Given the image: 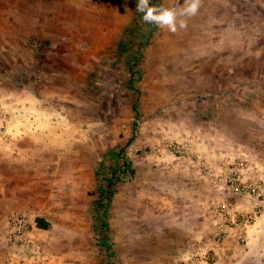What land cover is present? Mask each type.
Wrapping results in <instances>:
<instances>
[{
    "label": "rangeland",
    "instance_id": "rangeland-1",
    "mask_svg": "<svg viewBox=\"0 0 264 264\" xmlns=\"http://www.w3.org/2000/svg\"><path fill=\"white\" fill-rule=\"evenodd\" d=\"M150 3L179 10L185 0ZM142 17L136 0H0V97L17 113L27 100L42 105L62 168L85 187L72 204L64 172L61 189L48 192L57 205L43 208L20 206L31 198L20 185L10 206L0 192V264H154L157 210L124 190L137 169L156 168L166 121L174 117L181 139L199 92L264 88V0H200L175 32ZM97 172L113 184L103 207L91 189Z\"/></svg>",
    "mask_w": 264,
    "mask_h": 264
},
{
    "label": "crops",
    "instance_id": "crops-1",
    "mask_svg": "<svg viewBox=\"0 0 264 264\" xmlns=\"http://www.w3.org/2000/svg\"><path fill=\"white\" fill-rule=\"evenodd\" d=\"M249 85L245 92L231 87L228 93L211 94L210 99L203 95L206 90L199 92L198 104L193 106L198 107V112L185 117L188 120L183 137L179 139L173 133L178 126L174 117L168 119L170 137L165 140V152L157 157L156 168L148 169L144 175L137 169L131 185L124 187L125 199L134 193L142 199L149 197L157 210L154 264H207L205 260L208 264H264V88L256 92L254 84ZM209 100L211 104L215 102L214 107L209 106ZM27 101V108L18 109L23 114L14 116L11 141L0 143V192L6 191V206L11 205L9 201L20 185L31 194L20 206L55 207L58 199L48 192L61 189L59 177L64 172L71 175L64 187L74 204L73 192L85 187L79 183L77 172L72 174L62 168V147L45 124L42 105ZM9 109L16 112L11 106ZM244 109L246 114H240ZM237 124H241V130ZM172 142L184 145L185 151L181 155L172 153L167 147ZM240 160L247 162L242 180L258 185L256 197H237L226 188H215L211 182ZM201 161L207 163V172L202 170ZM96 174L99 186L96 188L93 179L91 189H97L95 199L103 207L113 184L106 173ZM125 174L132 175L127 168ZM223 203L239 216L252 217L245 244L239 242L234 230L224 226L218 213ZM220 231L225 234L217 242Z\"/></svg>",
    "mask_w": 264,
    "mask_h": 264
},
{
    "label": "built area",
    "instance_id": "built-area-1",
    "mask_svg": "<svg viewBox=\"0 0 264 264\" xmlns=\"http://www.w3.org/2000/svg\"><path fill=\"white\" fill-rule=\"evenodd\" d=\"M11 106V102H9V98L0 97V143L7 144L11 141L12 132L10 130V126L13 124L14 116L19 114H23L22 111L14 112L9 108ZM23 122V121H21ZM168 149L174 153L175 155H181L185 151V147L182 144L177 143H168ZM202 170L207 172L208 166L204 161L200 162ZM247 168V162L245 160H240L235 162L228 172L218 176L217 178H212V184L215 188H226L228 189L234 196L243 197V196H252L256 197L259 193L258 185L255 183H248L242 180V173ZM219 216L222 219V222L225 227L232 229L235 231L238 240L240 243L245 244L247 242L246 231L252 217L242 215H237L233 208L223 203L218 208ZM12 220L15 221L19 227L25 231L27 228V218L25 214L17 213L13 215ZM225 232L220 231L217 233L216 241L219 242L221 238L224 236ZM34 255L39 259L41 257V251L36 248L34 251ZM205 262L208 264L207 260Z\"/></svg>",
    "mask_w": 264,
    "mask_h": 264
},
{
    "label": "clouds",
    "instance_id": "clouds-1",
    "mask_svg": "<svg viewBox=\"0 0 264 264\" xmlns=\"http://www.w3.org/2000/svg\"><path fill=\"white\" fill-rule=\"evenodd\" d=\"M200 8V0H185L184 6L177 9L157 8L151 5L150 0H136V11L143 13L142 19L147 23L167 27L175 32L177 27H186V20H178V17L195 16Z\"/></svg>",
    "mask_w": 264,
    "mask_h": 264
},
{
    "label": "trees",
    "instance_id": "trees-1",
    "mask_svg": "<svg viewBox=\"0 0 264 264\" xmlns=\"http://www.w3.org/2000/svg\"><path fill=\"white\" fill-rule=\"evenodd\" d=\"M109 192H110V189L107 191L106 196L108 195ZM36 222H37L38 227H46L47 226V224L42 219H37Z\"/></svg>",
    "mask_w": 264,
    "mask_h": 264
}]
</instances>
